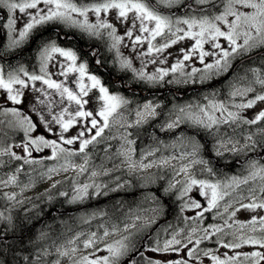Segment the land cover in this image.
<instances>
[{"label": "snow or ice", "instance_id": "obj_1", "mask_svg": "<svg viewBox=\"0 0 264 264\" xmlns=\"http://www.w3.org/2000/svg\"><path fill=\"white\" fill-rule=\"evenodd\" d=\"M0 29L6 41L0 57L37 43L32 70L24 64H0V98L11 105L0 104V200L7 205L0 210L5 226L0 229V264H264V0H0ZM49 30L55 35L45 38ZM76 33L102 43L119 71L132 73L134 83L151 89L211 84L223 77L226 93L221 96L214 89L201 100L174 105L164 113L159 130L181 131L171 143L157 138L156 146L137 159L136 139L128 129L150 124L164 105L152 99L130 108L132 101L110 91L76 48L60 43L75 39ZM176 45L175 62L169 63L173 53L168 49ZM121 48H129L130 55ZM131 54L140 61L139 68ZM89 55L98 66L105 63L99 48H91ZM197 62L200 67L194 66ZM149 64L156 65L151 72ZM252 109L251 116L245 114ZM114 127L123 131L113 134ZM39 128L52 138L35 134ZM73 129L75 134L68 135ZM10 133L22 137L16 141ZM201 134L212 138L217 157L256 153L260 158L245 162L246 175L211 179L217 174L202 154ZM112 140L119 142L114 152ZM101 144L107 146L96 165L93 151ZM169 149L171 154L157 157ZM153 167L169 170L168 178L163 171L140 175ZM70 171L73 176L54 179ZM137 180L141 187L162 182L145 196L148 207L119 206L112 216L103 210L90 213L81 221L91 225L100 220L96 230L68 228L72 234L60 243L53 239L39 244L50 239L49 231H40L28 241L31 250L26 254L23 236L12 237L19 244L8 243L17 205L31 204L24 207L28 213L43 199L82 204L131 188ZM48 181L50 187L37 197L20 198ZM15 188L20 191H3ZM194 189L204 203L190 195ZM173 196L182 201L177 224L161 228L159 221L169 210L166 198ZM186 210L197 211L185 216ZM241 210L251 213L248 220L236 219ZM207 213L218 222L205 223ZM205 242L216 247H201ZM245 247L251 250L242 251Z\"/></svg>", "mask_w": 264, "mask_h": 264}, {"label": "trees", "instance_id": "obj_2", "mask_svg": "<svg viewBox=\"0 0 264 264\" xmlns=\"http://www.w3.org/2000/svg\"><path fill=\"white\" fill-rule=\"evenodd\" d=\"M65 31H68L65 29ZM45 38H49L55 35V33L46 31L44 33ZM76 38L73 40H61L60 43L65 47L76 48L83 59L88 60L89 71L98 75L105 85L109 86L110 91H120L123 95L132 101L129 105L130 108H134L136 104L142 103L145 100H156L162 102L164 109L161 116L157 117L150 124H146L143 127L136 129H130L133 133L132 138L136 139V156L139 157L140 153L149 147L156 146L157 138L163 140L165 143H171L176 137L177 133L181 130L177 129L176 132H161L159 130V124L164 119V113L171 109L174 105L186 104L189 102H196L201 100L204 95L208 92L218 89L221 92V96L226 93L227 83L223 82L225 78L221 77L217 81L211 84L204 85H165L160 88H147L143 84L134 83L132 81L131 72L119 71V65L113 63V53H109L102 43L96 41H88L86 39L80 38L79 33H76ZM4 32L0 29V46L5 43ZM37 43L35 41L25 45L22 49L17 50L13 53L0 57V64H4L6 67L8 65L16 66L17 64H24L32 70L36 63V49ZM91 48H99L100 52L103 53L102 60L105 61L103 66H98L95 63V57L89 55ZM126 82L130 87H124L121 82ZM186 134H190L192 130L186 129ZM16 141H19L22 137L20 134H12ZM200 139L201 143L205 145L203 156L205 159L209 160L211 166L216 171V177H211V179H223L225 176L233 175H246L245 162L249 158L259 159L256 153H249L248 156L240 155L234 156L226 154L223 157H217L212 152L213 140L206 134H201L197 137ZM116 144V143H115ZM106 144L97 145L93 151V163L99 165L102 158L104 157L103 148ZM111 151V150H110ZM172 150L158 152L157 157L160 155H169ZM264 163V160L261 161ZM105 163H107L105 161ZM3 171H8L4 169ZM161 171L165 174L166 179L169 175V170H156L151 173H141L140 175L144 177L154 176L160 174ZM2 174V172H0ZM199 178L207 179V176H198ZM84 180L85 177H80ZM106 179V178H102ZM141 181H134L131 188L126 190H121L117 193H110L109 196H99L87 199L84 203L80 204H69L64 198L54 199L49 202L47 199L38 200L36 204L38 207L25 213L24 207L31 208V204H27L24 207L16 206L12 210V215L16 219V227L14 231L8 233L10 239L8 243L19 244L20 241L17 239H12V237H24V254L31 250V245L28 244L29 240H35L40 231H49L50 239L39 241L41 245H47L51 243V240L55 239L57 243L62 242L72 233L68 232L67 229L70 228L73 231L80 230H92L101 221L93 220L91 225L84 224L81 221L82 217L87 216L90 213L98 211H106L109 216L118 214L117 208L122 206L123 209L132 208L136 210L140 207H148L149 203L145 201V196L149 195L152 191L156 190L161 186L162 182L156 185H148L147 187H141ZM147 183V181H143ZM244 187V186H242ZM67 188V185L64 186ZM40 195V194H39ZM38 196V195H37ZM33 196L31 198H35ZM165 203L169 206L167 216L159 221V226L161 228L167 227L168 224H177V215L179 213V206L182 201L173 197L166 198ZM7 207L3 200H0V210H4ZM186 216V211L184 212ZM51 225L55 231L49 230L48 226ZM5 226L0 223V229ZM63 233V235H62ZM58 238V239H57ZM146 243V242H145ZM148 254V253H147ZM139 259V257H137Z\"/></svg>", "mask_w": 264, "mask_h": 264}, {"label": "rangeland", "instance_id": "obj_3", "mask_svg": "<svg viewBox=\"0 0 264 264\" xmlns=\"http://www.w3.org/2000/svg\"><path fill=\"white\" fill-rule=\"evenodd\" d=\"M120 31L123 32V27L122 26L120 27ZM179 47H180V45H176L173 48L168 49L169 52H172L173 53V56H170L169 57V63L175 62V57L178 54L177 53V49ZM121 51L123 52V54L125 56H129L130 53H131V50L129 48H121ZM131 55L133 56V66L136 67V68H139L140 67V61L134 58V55L135 54H131ZM167 66L168 65H161V67H167ZM194 66L200 67V65H199L198 62ZM155 67H156V65L149 64L147 70L149 72H151V71H153L155 69ZM188 70H190V69H188ZM188 85H201V84H198L197 83V84H188ZM0 104H3V106H11L9 104H4L2 98H0ZM27 109H28V104H27V101H26L25 102V105H24V110L27 111ZM254 111H255V109L248 110L245 114L248 115V116H251ZM32 115H33V119L35 120L36 119L35 114H32ZM128 119L131 120L132 117L129 116ZM118 130L119 131H123V129H118V127H114L112 129V133L115 134V133H117ZM75 131H76V129L71 130L70 133H68V135H74L75 134ZM128 131H130V129H128ZM39 133H44L43 128H39L38 129V132L35 133V134H39ZM44 134L46 136H49L48 133H44ZM49 138H52V137L49 136ZM109 143H111V145H112V148L110 149L112 152H114L115 149L117 147H119V142L116 141V140H112ZM71 147H77V146L74 145V146H71ZM226 154L232 155L231 153H225V155ZM34 155H44V153H40V154H35L34 153ZM136 158L138 159L139 157L136 156ZM153 158L154 157H149V159H153ZM145 162H147V161H145ZM77 163H79V160H77ZM173 163H175V161H173ZM108 166L110 167L111 165L108 164ZM156 170H158V169L155 168V167H153V168H149V169L144 170L143 173H151V172H154ZM73 175H74V173L70 171L68 173H65V174L56 176V177H54V179L55 180H64L66 176H73ZM182 178H183L182 176L176 177V179H182ZM20 179H21L22 182H27V177L24 176V175H21ZM51 183H52V181H48V182H45V183L37 184V186L35 188H33L31 190H28V191H25L20 198L23 199V198H26V197L31 198L33 196H37V195L43 193L45 191V189L49 188L50 185H51ZM244 187L246 188L247 186H244ZM3 191H16V192H19L20 189L19 188H15V189H3ZM190 195L192 197H194L196 200L201 201L202 203L205 202L204 199L199 196L198 192L195 189L193 190L192 193H190ZM245 202H247V201H245ZM17 206H19V205H17ZM195 211H197V210H186V216H194L195 215ZM262 214H264V213H262ZM250 215H251V213H248V212H245V211L241 210L240 212L237 213L236 219L241 220V221H246V220H248L250 218ZM206 216L208 217V219L205 221V223H217L218 222L217 220H213L212 219V214L211 213H207ZM96 228H97V226L94 229H92V230L94 231V230H96ZM201 247L215 248L216 245L213 244V243H211V242H205V244L204 245H201ZM250 250L251 249H249L247 247H245L244 249H242V251H250ZM220 251L223 252V251H227V250L226 249H220ZM101 254H103V253H101ZM147 255H152V254L151 253H148ZM205 264H210V262L208 260H205Z\"/></svg>", "mask_w": 264, "mask_h": 264}]
</instances>
